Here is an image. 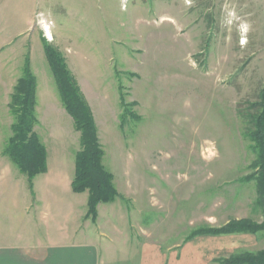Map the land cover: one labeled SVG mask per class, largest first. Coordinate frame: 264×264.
Returning <instances> with one entry per match:
<instances>
[{"label":"rangeland","instance_id":"rangeland-1","mask_svg":"<svg viewBox=\"0 0 264 264\" xmlns=\"http://www.w3.org/2000/svg\"><path fill=\"white\" fill-rule=\"evenodd\" d=\"M43 37L66 58L95 117L123 197L104 206L125 209L135 237L191 240L209 264L264 249V228L192 237L230 221L264 224L256 139L264 0H0L1 230L38 226L29 177L4 152L11 96L28 61L38 82L37 133L53 162L69 169L81 148ZM57 185L51 226L66 225L63 208L87 210L66 193L71 186ZM67 226L95 228L81 216Z\"/></svg>","mask_w":264,"mask_h":264},{"label":"crops","instance_id":"crops-1","mask_svg":"<svg viewBox=\"0 0 264 264\" xmlns=\"http://www.w3.org/2000/svg\"><path fill=\"white\" fill-rule=\"evenodd\" d=\"M65 117L72 131L75 129L74 120L71 122L68 116ZM45 146L47 170L36 175L32 183V196L39 212L33 221L38 226L0 229V264H209L204 255L196 251L197 246L191 240L170 246L149 239L140 240L132 232L135 224L127 218L126 210L117 206L108 208L103 202L98 205L95 220L87 217V210L78 205L77 208L71 206L60 210L66 212L61 219L66 225L51 226V220L57 219L53 218L50 202L60 198L53 187L60 183L67 189L72 187L76 160L69 169L64 168L62 162H53V148ZM66 193L78 203L81 201L82 205L88 203V196H80L84 192L67 190ZM80 216L94 225V230L90 227L70 230L67 224L70 220L79 223Z\"/></svg>","mask_w":264,"mask_h":264},{"label":"trees","instance_id":"trees-1","mask_svg":"<svg viewBox=\"0 0 264 264\" xmlns=\"http://www.w3.org/2000/svg\"><path fill=\"white\" fill-rule=\"evenodd\" d=\"M46 58L57 81L59 92L66 110L73 117L75 127L81 132V148L76 153V170L73 177L72 188L75 192L88 193L87 217L93 220L98 215V205L109 203L122 197L114 181V173L106 168L104 164L105 150L100 141L95 117L86 100L80 85L68 66L66 58L60 49L52 45L43 37ZM29 60V59H28ZM30 61L24 68V74L18 78L11 96L10 108L14 114L12 124V135L7 143L5 153L15 162L21 172L28 175L31 188L33 179L39 173L47 170V148L35 130L38 123L36 108L37 98V76L31 71ZM123 95V94H122ZM123 105L124 97L121 98ZM262 110L257 118L256 139L259 143L261 162V176L259 173L258 188L261 198L264 200V87L262 89ZM125 120L122 115V121ZM257 163V162H256ZM123 198V197H122ZM264 228V224H257L249 219L230 221L226 226L219 228L210 227L206 229H195L193 235L197 234H229L240 231L255 232ZM191 238V237H190ZM223 264H264V249L257 253L245 252L239 256H233L225 260Z\"/></svg>","mask_w":264,"mask_h":264}]
</instances>
